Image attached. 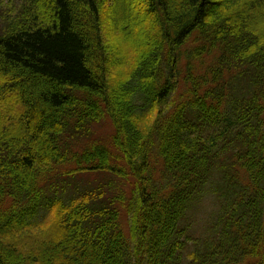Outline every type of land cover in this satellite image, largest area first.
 <instances>
[{
  "label": "trees",
  "instance_id": "trees-1",
  "mask_svg": "<svg viewBox=\"0 0 264 264\" xmlns=\"http://www.w3.org/2000/svg\"><path fill=\"white\" fill-rule=\"evenodd\" d=\"M105 119L120 156L93 146L61 174L66 136ZM153 154L163 182L140 179L127 234L106 176L118 162L152 175ZM55 174L84 186L49 191ZM206 198L215 238L188 264H264V0L0 11V264H184Z\"/></svg>",
  "mask_w": 264,
  "mask_h": 264
},
{
  "label": "rangeland",
  "instance_id": "rangeland-1",
  "mask_svg": "<svg viewBox=\"0 0 264 264\" xmlns=\"http://www.w3.org/2000/svg\"><path fill=\"white\" fill-rule=\"evenodd\" d=\"M2 3L0 11L2 10L5 14L12 9H18L22 4L23 0H0ZM111 5V4H110ZM181 78H178V91L174 96L172 102L178 101V96L183 89V83L181 82ZM169 103L168 111L171 110L173 104ZM166 111V107L164 108ZM115 130L112 122L109 119H105L99 123H94L91 125L90 131L87 134L79 137H72L71 135H67L65 139V145L63 149V154H66L68 160L63 165H58L56 168L59 170L61 174H64L70 170L75 169L76 162L73 161V158L78 155L81 156L83 153L92 148L93 146H101L107 147L111 153L115 157H119L120 153L114 147L112 143V138L114 136ZM68 142L66 143V141ZM69 144V146H67ZM155 153V152H154ZM159 159L156 154L152 155V159H150L149 167L155 168L153 174L145 173V172H135L132 168L128 167L124 162H118L116 165V170H119L120 173L107 174L106 177H109V181H111V193L117 195L122 198V201L118 203V210L121 212V217L119 218L120 223L126 229V233L129 234V217L126 213L125 207L129 204L134 206V202L137 201L138 195V186H140L141 178H152L157 181L159 184L163 182L161 175V166L157 164ZM163 168V167H162ZM55 169V168H54ZM57 169L56 172H57ZM56 176L55 182L50 184L47 187V190L58 189L63 186V183L70 184V190L76 191L78 187H83L84 184L81 183L79 178L74 179L69 177ZM63 182V183H60ZM163 184L162 187H164ZM56 186V188H55ZM93 188V187H91ZM166 189V188H165ZM53 196V194H52ZM207 196L205 194L204 198ZM188 218L189 223L192 226V233L189 235L191 238L186 240L184 245L188 246L187 254L184 255V264H188L192 261V258L187 256L189 253H196L198 246H201L204 242H206L209 238H215V235L209 236L210 229H212V225L215 224L218 220L219 216V207L217 203L212 198H206L204 201H201L197 204L194 212L189 214ZM47 214V210L42 208L39 212L38 218L45 216ZM219 233V232H218ZM202 249V248H201Z\"/></svg>",
  "mask_w": 264,
  "mask_h": 264
}]
</instances>
